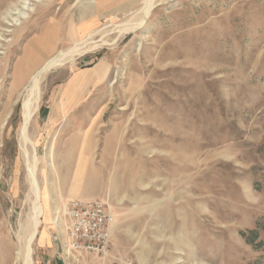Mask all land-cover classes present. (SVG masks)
I'll use <instances>...</instances> for the list:
<instances>
[{"label":"rangeland","instance_id":"obj_1","mask_svg":"<svg viewBox=\"0 0 264 264\" xmlns=\"http://www.w3.org/2000/svg\"><path fill=\"white\" fill-rule=\"evenodd\" d=\"M147 1L0 0V264H22L31 233L23 88L77 45L28 125L32 264H70L72 200L115 217L106 256L79 264H264V0H153L144 16Z\"/></svg>","mask_w":264,"mask_h":264},{"label":"bare ground","instance_id":"obj_2","mask_svg":"<svg viewBox=\"0 0 264 264\" xmlns=\"http://www.w3.org/2000/svg\"><path fill=\"white\" fill-rule=\"evenodd\" d=\"M32 1L37 2V3L40 2V0H32ZM152 1L153 0H148L145 3L143 10L141 9L142 14L144 16L146 14H148ZM24 6L25 7H22V12L18 11L19 12L18 16L20 19L26 18V15L24 13L32 12V9L27 4H24ZM0 22L2 24L4 23L3 21H0ZM122 25H126V24H122ZM93 35H95V34H93ZM89 36H90V34H89ZM89 36H87V37H89ZM85 40H86V38H85ZM102 42H104V41H102ZM106 44H108V43H106ZM84 48L85 47H83L81 45H77V46L70 48V49H64V50L57 51L55 54H53L52 56L47 58L38 68H36L34 70V72L29 77L27 84L23 88L24 99H23L22 104H21V120H22V123H21L20 133H19L20 134L19 149L21 152V156H22L23 160L25 161L26 172H27L26 182L29 186V194H28L29 197H28V199H29V202L31 205V217H30V222H29L31 228H29V227L28 228L31 229V231H29L31 233H30V236L27 235V237L29 236V238L24 241L22 250L18 251L16 253V259H19V260L21 259L22 264H32V262H31V252H32L31 243H32V241L35 238L36 233H37L39 218L43 215V209L39 203V201H40L39 200L40 199L39 186H38L36 176H35V165H36V163H35L36 162V153L35 152L36 151H35V148L33 146V143L31 142V140L29 139V137L27 135L28 125H29L32 117L37 112V108H38L39 85H40L41 77L49 69L59 67V66L63 65L64 63L70 61L74 56L85 53L86 49H84Z\"/></svg>","mask_w":264,"mask_h":264},{"label":"built area","instance_id":"obj_3","mask_svg":"<svg viewBox=\"0 0 264 264\" xmlns=\"http://www.w3.org/2000/svg\"><path fill=\"white\" fill-rule=\"evenodd\" d=\"M66 218L64 254L70 264L82 262L83 255L98 260L109 251L115 217L107 202L72 200L64 208ZM93 264V263H88Z\"/></svg>","mask_w":264,"mask_h":264},{"label":"crops","instance_id":"obj_4","mask_svg":"<svg viewBox=\"0 0 264 264\" xmlns=\"http://www.w3.org/2000/svg\"><path fill=\"white\" fill-rule=\"evenodd\" d=\"M70 97V96H69ZM68 99V98H67ZM75 108V106H73V104H71L69 101L67 103H64V105H61V109H59V111H61L62 113L64 112H70ZM52 110H49V112H51ZM72 199H78V198H72ZM66 228V226H65ZM44 239V237H43ZM45 241V239H44Z\"/></svg>","mask_w":264,"mask_h":264}]
</instances>
